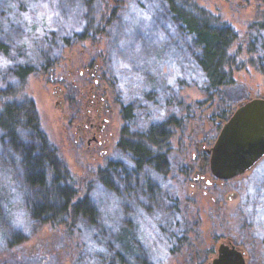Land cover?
Masks as SVG:
<instances>
[{
    "label": "rangeland",
    "instance_id": "rangeland-1",
    "mask_svg": "<svg viewBox=\"0 0 264 264\" xmlns=\"http://www.w3.org/2000/svg\"><path fill=\"white\" fill-rule=\"evenodd\" d=\"M10 1L12 11H19L14 16L21 46L19 54L32 62L36 69L27 77L23 91L34 101L41 128L65 164L70 184L77 191V199L85 196L88 186L98 180L100 171L116 151L126 123L123 107L133 106L136 126H130L129 131H139L148 123V114H156L155 110L152 113L147 111L146 97L152 92L150 83L155 84L158 91L162 86L178 83L181 103H171L182 110L183 119V111H188L184 123L179 118L182 126L173 130L170 139L171 164L161 181L158 205L134 217V228L139 232L138 237H142L139 242L148 252V264H210L218 254L219 245L228 242L246 254L248 264H264V157L246 173L221 182L223 184L214 182L211 186L206 184L210 171L202 183H196L195 169H199L200 162L192 157L197 149L212 148L223 124L242 102L264 98V66L256 53L260 45L254 33L258 24L264 21V0L181 2L187 10L208 15L214 25L229 26L236 34L227 50L230 59L222 68L229 81L211 90L202 88L200 75L193 71L196 66L189 53L192 46L190 48L179 37L178 28L169 19L157 13L158 5L153 1L91 0L90 7L88 0ZM113 10L120 13L117 18L128 22L129 33L132 32L130 39L136 38L120 47L122 51L111 75L116 86L113 90L109 86L115 102V112L111 116L115 136L110 156L94 163L86 154V143L75 142L74 128L66 130L67 112L56 106L53 88L61 76H66L70 66H75L77 71L87 62L96 63L97 55L104 48L102 39L80 38L79 17L82 19L85 13L95 12L94 19L98 21ZM251 40L253 46L249 45ZM1 68L0 64V87L4 75ZM100 70L102 73V68ZM76 79L75 72L68 79L69 89ZM167 97L173 100L170 91ZM3 101L0 98V107ZM189 165L193 166L192 172H189ZM94 197L96 208L103 214L101 225L105 226L104 232L108 235L116 227L111 194L99 193L96 188ZM172 201L179 205V213L172 209L175 206ZM14 205L15 208L20 205L17 196ZM127 216L125 214L122 219L126 220ZM15 220L22 221V215L17 213ZM171 227H184L187 231L183 247L172 248L166 240L164 232L168 233ZM34 230L27 233L26 242L6 253L11 264H109L111 261L113 242L110 245L93 242L88 237L84 239L79 230L74 231L63 224H44Z\"/></svg>",
    "mask_w": 264,
    "mask_h": 264
},
{
    "label": "trees",
    "instance_id": "trees-1",
    "mask_svg": "<svg viewBox=\"0 0 264 264\" xmlns=\"http://www.w3.org/2000/svg\"><path fill=\"white\" fill-rule=\"evenodd\" d=\"M151 1L158 5L157 13L169 19L178 28L179 37L190 48L192 46L189 53L196 66V69H192L200 75L202 85H199L211 90L227 84L228 75L222 68L230 59L227 50L236 39L234 30L229 26L214 25L208 15L187 10L181 3L183 0H147V3ZM10 5V0H0V64L4 71L1 77L3 85L0 87V98L4 100L0 107V264H11L6 253L26 242L30 229H39L44 224H63L74 231L77 229L84 239L88 237L93 242L110 245L113 242L115 247L110 250L109 264L150 263L146 248L139 242L142 237H138L139 232L134 228V217L158 205L161 181L171 164L164 151L172 145L169 129L178 125L180 109L176 105L181 103L178 98L181 87L177 83L162 86L158 91L155 84L150 83L152 92L146 97L147 111L152 113L155 110L156 114H148V123L139 131H129V127L134 128L136 123L131 114L133 106L127 107V138L120 140L109 163L100 171L98 180L88 186L85 196L77 199V191L70 184L65 164L41 128L36 105L23 91L27 77L36 69L31 65L32 62L19 54V31L15 29L14 22V16L19 11H12ZM87 5L91 6V0H88ZM119 15L113 10L97 21L94 19L97 13L89 12L77 21L81 28L80 38L102 39L104 48L95 61L102 68L104 85L111 86L112 90L116 81L111 75L122 51L120 47L136 38L130 39L132 32L129 33V24L117 18ZM258 32L263 34L260 36ZM254 33L260 45L256 53L260 55V64L264 66V21L258 24ZM253 40L249 45H254ZM169 91L173 100L167 97ZM125 150L128 153L125 154ZM126 164L129 175L127 186ZM95 187L99 193L111 194L114 203L116 227L108 235L100 222L103 214H100L94 201ZM16 196L20 200L17 208L14 205ZM172 204L175 205L174 201ZM173 207L179 213V205ZM17 213L22 215V221L15 220ZM125 214L128 216L123 220ZM186 233L184 227H171L168 233L164 232L172 248L183 247Z\"/></svg>",
    "mask_w": 264,
    "mask_h": 264
},
{
    "label": "flooded vegetation",
    "instance_id": "flooded-vegetation-1",
    "mask_svg": "<svg viewBox=\"0 0 264 264\" xmlns=\"http://www.w3.org/2000/svg\"><path fill=\"white\" fill-rule=\"evenodd\" d=\"M77 74V81L73 87L69 89L68 79L74 74ZM54 76L51 80L54 81ZM73 90V91H72ZM71 93V95H70ZM53 94L56 97V106L67 112L65 114L66 130L74 128V140L76 143L85 142V151L88 156L92 158L94 163L108 159L111 153V147L113 144L115 130L112 122V114L115 112L113 109L114 99L111 97L110 88L103 83L102 73L98 63H85V65L76 71V67L70 66L66 76H61L56 86L53 88ZM187 109L183 111L184 119ZM128 108L123 107V116L125 118V126L122 127L120 140L124 137L127 138L128 134ZM180 117L177 119L178 125L172 126L169 129L168 135H173L174 129L181 128L182 124L180 119L182 118V110H180ZM132 114V112H131ZM133 116V114H132ZM184 119L182 118L184 123ZM124 132V134H123ZM118 142V144H119ZM117 144V145H118ZM200 144H197V146ZM126 146V143H125ZM171 146L164 152L167 156H170L172 151ZM185 149V148H184ZM128 153L125 150V154ZM156 153L155 155H157ZM209 150H199L195 152L192 157L194 160H198L199 169H195V181L196 183H202L206 174H208L210 167H208ZM174 160V157H173ZM126 163V162H125ZM193 167V166H192ZM192 167H188L189 172H192ZM128 167L125 165V185L127 186L129 175L127 173ZM183 170V169H182ZM211 172V171H210ZM210 177L206 179L207 186L214 185V182L223 184L226 180H220L208 174ZM206 192V190L204 191ZM207 193V192H206ZM230 245H234L232 242H228ZM236 246V245H235ZM237 247V246H236ZM244 253V252H243ZM245 255L246 263L248 264L247 256Z\"/></svg>",
    "mask_w": 264,
    "mask_h": 264
},
{
    "label": "water",
    "instance_id": "water-1",
    "mask_svg": "<svg viewBox=\"0 0 264 264\" xmlns=\"http://www.w3.org/2000/svg\"><path fill=\"white\" fill-rule=\"evenodd\" d=\"M210 171L220 180L234 179L264 157V98L242 102L223 124L209 150ZM210 264H247L235 245L221 243Z\"/></svg>",
    "mask_w": 264,
    "mask_h": 264
}]
</instances>
